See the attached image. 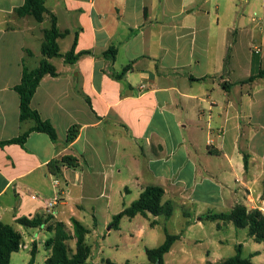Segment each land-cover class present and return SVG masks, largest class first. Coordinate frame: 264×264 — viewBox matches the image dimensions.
<instances>
[{
    "label": "crops",
    "instance_id": "obj_1",
    "mask_svg": "<svg viewBox=\"0 0 264 264\" xmlns=\"http://www.w3.org/2000/svg\"><path fill=\"white\" fill-rule=\"evenodd\" d=\"M210 1L46 0L68 32L61 53L76 42V54H90L50 59L58 76L44 77L32 99L57 140L32 132L24 146L0 147V222L24 237L17 219L50 214L69 229L78 220L87 237L116 251L143 244L146 253L178 236L164 264L197 256L220 264L239 246L242 258L264 264V243L247 229L206 218L238 205L264 214V79L246 82L264 69V0ZM24 3L0 0V142L34 125L20 121L15 87L24 67L39 66L51 27L49 13L42 23L18 16ZM111 48L115 58L106 55ZM64 156L81 167L52 174L49 164ZM149 186L163 188L172 217H123L115 228L114 217ZM31 230L24 248L39 252L50 233Z\"/></svg>",
    "mask_w": 264,
    "mask_h": 264
},
{
    "label": "trees",
    "instance_id": "obj_2",
    "mask_svg": "<svg viewBox=\"0 0 264 264\" xmlns=\"http://www.w3.org/2000/svg\"><path fill=\"white\" fill-rule=\"evenodd\" d=\"M20 17L32 16L37 22L42 23L45 19L48 10L46 8V0H25L23 6L16 10ZM50 14V13H49ZM51 17V27L44 31V40L42 43L43 59L35 69L24 67L21 83L15 87V91L20 97V121H32L34 125L18 138L0 142V147L8 144H20L24 146L27 138L32 132H41L47 134L52 141L58 138L54 126L46 120H43L40 114L31 107L32 99L44 77H57L58 72L56 67L50 62L52 58H64L67 63H74L80 57L90 54L83 52L76 54V42L72 49L65 55L60 51L58 40L65 38L68 32H61L57 25V19L53 14ZM106 55L112 58L116 56V50L111 48ZM127 70V68H126ZM261 78L264 79V69L256 76L250 77L246 82H253ZM78 135V128L72 127L68 132V142H72ZM247 165V159H245ZM68 166L74 169L81 167V162L73 156H64L60 160H55L49 164L50 172L56 176L62 174V167ZM164 190L158 186L147 187L140 195L139 199L132 203L122 213L114 217L112 225L117 228L123 217L133 218L139 214L148 217L151 214L154 217L170 218L174 213V208L170 202H164ZM207 220L230 222L235 227L247 229L250 237L258 243H264V214L259 210L249 211L245 206L238 205L230 213L207 215ZM17 224L26 229L46 228L50 233V237L45 242L48 249L51 250L50 255L45 261V264H95L89 263L88 260L92 255V247L87 243L86 237L90 231L82 225L78 220L72 219V230L63 223L54 221L50 214L36 215L32 218H19ZM156 224L151 222V226ZM75 239V252H71L68 241ZM178 236L167 234L165 242L153 249H147L146 254L148 261L151 264H164V256L172 248ZM24 245L23 235L15 230L11 225L0 222V264H10L14 253L20 251ZM38 249L37 245H33L31 250V260L28 264H34ZM101 264H117L111 260H105ZM125 264H130L129 262ZM220 264H254L249 259H244L241 256V247L237 248V254Z\"/></svg>",
    "mask_w": 264,
    "mask_h": 264
},
{
    "label": "rangeland",
    "instance_id": "obj_3",
    "mask_svg": "<svg viewBox=\"0 0 264 264\" xmlns=\"http://www.w3.org/2000/svg\"><path fill=\"white\" fill-rule=\"evenodd\" d=\"M208 7L212 6L214 8L215 6V0H211L208 4ZM214 14L216 13V10L214 9ZM45 28H49L50 24L45 23L43 25ZM70 44L67 40V42H62L60 47H61V52H65L68 50ZM33 50L36 52H41V45H33ZM56 62V65H60L61 61L60 59L54 60ZM176 222H179L176 221ZM72 230V228H71ZM241 231V230H240ZM25 232V242L29 241L28 234H37L35 230L30 229H24ZM27 232V233H26ZM244 233V232H240ZM116 239H119L118 236H115ZM43 238H46V234H43ZM24 242V245H25ZM87 243L92 247V255L90 259L88 260L89 263H95V264H101L105 260H111L114 263L117 264H125L129 262L130 264H151L148 261L147 254L145 253V248L146 246L143 244L137 245L136 250L133 252H129L127 249V246H122L118 251L115 249L109 248L108 245H106L103 242V239L100 238H95L93 236H88L87 237ZM30 244V243H29ZM24 245L21 247L20 251L17 253H14L11 258V263L10 264H28L29 261L31 260V250L33 249V245H31L28 249L24 248ZM68 246L71 250V252H75L76 248V240L72 239L68 241ZM104 252V253H103ZM49 255L48 248L44 245V247H41L39 252L36 255L35 258V263L34 264H45V258ZM195 262H192L193 260L191 259H184L180 258L179 261H170L168 264H204L202 262V257L197 256L194 258Z\"/></svg>",
    "mask_w": 264,
    "mask_h": 264
},
{
    "label": "built area",
    "instance_id": "obj_4",
    "mask_svg": "<svg viewBox=\"0 0 264 264\" xmlns=\"http://www.w3.org/2000/svg\"><path fill=\"white\" fill-rule=\"evenodd\" d=\"M52 207H53V203H50L47 208L50 209Z\"/></svg>",
    "mask_w": 264,
    "mask_h": 264
}]
</instances>
